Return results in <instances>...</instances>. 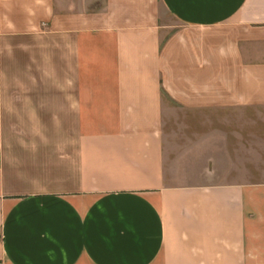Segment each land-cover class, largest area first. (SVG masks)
<instances>
[{"label": "crops", "instance_id": "obj_1", "mask_svg": "<svg viewBox=\"0 0 264 264\" xmlns=\"http://www.w3.org/2000/svg\"><path fill=\"white\" fill-rule=\"evenodd\" d=\"M0 264H264V0H0Z\"/></svg>", "mask_w": 264, "mask_h": 264}]
</instances>
